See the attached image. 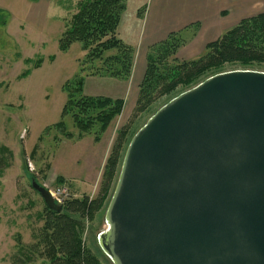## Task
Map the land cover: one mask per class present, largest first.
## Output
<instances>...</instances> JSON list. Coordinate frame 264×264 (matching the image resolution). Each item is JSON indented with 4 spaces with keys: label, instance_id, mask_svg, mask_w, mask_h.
Wrapping results in <instances>:
<instances>
[{
    "label": "water",
    "instance_id": "water-1",
    "mask_svg": "<svg viewBox=\"0 0 264 264\" xmlns=\"http://www.w3.org/2000/svg\"><path fill=\"white\" fill-rule=\"evenodd\" d=\"M105 223L112 264H264V73H220L161 107L124 152Z\"/></svg>",
    "mask_w": 264,
    "mask_h": 264
},
{
    "label": "rangeland",
    "instance_id": "rangeland-1",
    "mask_svg": "<svg viewBox=\"0 0 264 264\" xmlns=\"http://www.w3.org/2000/svg\"><path fill=\"white\" fill-rule=\"evenodd\" d=\"M236 1L233 9L230 0H222V7L229 10L228 17L222 19V34L237 21L235 12L240 3L250 2L257 10H264V0ZM0 10L6 16L5 25H0V264H49L38 244L44 205L30 187V175L52 194L57 188L65 187L67 194L60 198L62 205L70 198L88 197L91 200L99 192L106 160L121 129L128 131L127 143L121 153L123 157L132 137L161 107L211 75L232 71L264 73V66L225 65L218 73L201 78L197 85L177 88L140 115H135L134 111L137 83L130 82L121 115L97 141V133L79 139L68 118L64 120V131L53 128L61 121V110L66 102L62 87L78 74L84 57L77 43L66 52L58 50L59 40L76 11L75 2L0 0ZM226 14L223 12L222 17ZM192 33L189 30L181 33L186 44ZM185 45L176 55L179 61L195 60L204 51L196 55V50ZM52 57L53 61H50ZM38 60L42 64L35 69ZM24 73L27 74L23 77ZM117 85L112 79L86 77L82 94L117 99L123 91V86ZM66 133H70L71 138L65 137ZM121 160L105 207L92 222L74 218L82 225L83 243L100 264H112L99 248L98 236L107 229L105 211ZM58 179L63 182L59 183Z\"/></svg>",
    "mask_w": 264,
    "mask_h": 264
},
{
    "label": "trees",
    "instance_id": "trees-1",
    "mask_svg": "<svg viewBox=\"0 0 264 264\" xmlns=\"http://www.w3.org/2000/svg\"><path fill=\"white\" fill-rule=\"evenodd\" d=\"M75 7L70 25L59 40L58 50L66 52L72 44L77 43L84 57L80 61L78 74L62 87L66 102L61 110V121L53 128L64 131V120L68 118L79 139L97 133V141L99 135L121 115L124 101L84 96L83 81L86 77H101L126 84L132 73L134 50L117 37L118 24L126 8L124 0H80ZM4 18L6 16L0 10L2 26L5 25ZM193 29L192 35L197 25ZM181 33H171L164 41L148 49L144 75L138 86L135 115L146 112L157 100L170 96L179 87L188 89L197 85L201 78L218 73L225 65L264 66V12L239 21L216 41L207 44L203 53L192 61L176 59L177 53L186 44ZM50 61H53V57ZM41 64L42 61L38 60L35 69ZM65 137L71 138V134L66 133ZM127 137L126 129L117 132L95 198H70L62 205L60 213L49 210L42 202L44 215H41L43 225L38 244L49 264H100L83 243L82 225L80 220L74 218L92 222L105 207ZM58 182L63 181L58 179Z\"/></svg>",
    "mask_w": 264,
    "mask_h": 264
},
{
    "label": "crops",
    "instance_id": "crops-1",
    "mask_svg": "<svg viewBox=\"0 0 264 264\" xmlns=\"http://www.w3.org/2000/svg\"><path fill=\"white\" fill-rule=\"evenodd\" d=\"M40 0L32 3H38ZM52 1V0H48ZM75 2L80 0H58ZM126 8L121 15L117 29L118 39L134 50V66L129 82L113 80L117 86H123V91L117 99L125 101L130 82H136L135 102L137 99L138 85L142 81L146 54L148 49L162 41L171 33L194 31L190 35L185 47L196 50L198 55L207 44L216 41L222 35V19L228 17L229 10L222 7V0H124ZM235 9L236 0H230ZM230 9V8H229ZM227 14L222 17V13ZM264 10H257L255 4L240 3L236 13L237 21L255 16ZM196 47V48H195ZM138 56V67L136 58ZM136 74V75H135ZM136 76V77H135ZM126 85V86H125ZM125 88V89H124Z\"/></svg>",
    "mask_w": 264,
    "mask_h": 264
},
{
    "label": "built area",
    "instance_id": "built-area-1",
    "mask_svg": "<svg viewBox=\"0 0 264 264\" xmlns=\"http://www.w3.org/2000/svg\"><path fill=\"white\" fill-rule=\"evenodd\" d=\"M49 192V191H48ZM50 193V192H49ZM67 194V189L64 188H57L56 193H50L52 199L54 200V202L61 204L62 205V201H61V197H64Z\"/></svg>",
    "mask_w": 264,
    "mask_h": 264
}]
</instances>
